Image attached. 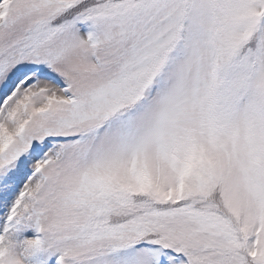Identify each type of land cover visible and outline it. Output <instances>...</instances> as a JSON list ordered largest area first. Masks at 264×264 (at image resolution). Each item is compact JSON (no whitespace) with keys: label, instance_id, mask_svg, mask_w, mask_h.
<instances>
[{"label":"snow or ice","instance_id":"obj_1","mask_svg":"<svg viewBox=\"0 0 264 264\" xmlns=\"http://www.w3.org/2000/svg\"><path fill=\"white\" fill-rule=\"evenodd\" d=\"M0 264H264V0H0Z\"/></svg>","mask_w":264,"mask_h":264}]
</instances>
